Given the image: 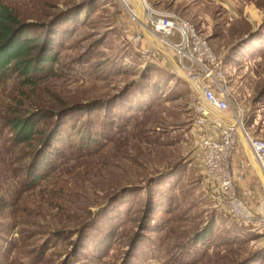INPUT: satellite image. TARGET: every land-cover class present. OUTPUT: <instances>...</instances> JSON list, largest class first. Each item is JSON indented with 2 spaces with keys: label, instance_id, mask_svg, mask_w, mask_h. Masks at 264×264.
<instances>
[{
  "label": "rangeland",
  "instance_id": "rangeland-1",
  "mask_svg": "<svg viewBox=\"0 0 264 264\" xmlns=\"http://www.w3.org/2000/svg\"><path fill=\"white\" fill-rule=\"evenodd\" d=\"M0 2L38 33L49 24L57 54L34 85L0 80V264H264V223L217 206L204 176L217 132L194 128L188 79L200 72L181 76L178 54L133 20L135 2L149 23L140 0ZM147 3L207 38L231 109L264 140V0ZM17 118L36 122L30 141L16 142ZM39 152H51L46 168ZM36 160L44 177L32 185Z\"/></svg>",
  "mask_w": 264,
  "mask_h": 264
},
{
  "label": "built area",
  "instance_id": "built-area-1",
  "mask_svg": "<svg viewBox=\"0 0 264 264\" xmlns=\"http://www.w3.org/2000/svg\"><path fill=\"white\" fill-rule=\"evenodd\" d=\"M143 4L149 21L147 28L162 44L178 54V66L184 71L200 72L189 76L196 94L191 105L196 114L194 128L197 132H202L209 124L220 130L218 138L209 137L205 140L202 161L204 176L214 192L217 206L225 207L231 216L244 224L254 221L264 223V214L261 211L264 196L258 210H253L241 197L234 180L232 160L242 141L241 133L232 121H238L241 125L263 176L264 140L249 134L241 111V115H237L236 112L233 120L227 115L233 104L232 91L228 86L223 62L215 54L207 38L203 37L189 21L175 13L152 8L147 0H143ZM127 7L133 20L140 21L136 10L129 5ZM201 76L203 78L200 80ZM211 109L223 115H215ZM242 145L244 146L243 143Z\"/></svg>",
  "mask_w": 264,
  "mask_h": 264
},
{
  "label": "trees",
  "instance_id": "trees-1",
  "mask_svg": "<svg viewBox=\"0 0 264 264\" xmlns=\"http://www.w3.org/2000/svg\"><path fill=\"white\" fill-rule=\"evenodd\" d=\"M77 8L80 9V7ZM48 25H44L47 27L46 31L38 33L33 24L23 23L15 11L0 2V80H7L13 74H18L23 78L24 84L34 85L36 82L34 78L44 73L48 64H53L57 60V54L54 50L56 32L49 29ZM257 34L252 33L248 38H244L242 44L233 48L234 51L241 47V50L237 52L241 54L245 45L251 42ZM35 123L26 124L25 121L18 118L10 123V126L17 133L15 137L17 143L32 139ZM48 141L51 143L52 140ZM42 154L47 161L44 164V168H46L51 163V152L45 154L42 152L40 155ZM37 160L33 164L34 166H31L29 177L32 178V185H35L42 176L44 177V174H39L41 162H37ZM206 232L207 230L204 233ZM200 238H204L202 234H198L196 240L199 241Z\"/></svg>",
  "mask_w": 264,
  "mask_h": 264
},
{
  "label": "crops",
  "instance_id": "crops-1",
  "mask_svg": "<svg viewBox=\"0 0 264 264\" xmlns=\"http://www.w3.org/2000/svg\"><path fill=\"white\" fill-rule=\"evenodd\" d=\"M241 112L239 113L240 115H241ZM227 115H229V117L232 120L235 119L234 117H236V113L234 114V111L232 109ZM234 122H237V121H234ZM210 125L213 129H215L212 124ZM215 131L217 133H215L214 138H218L220 131L218 132L217 129H215ZM242 147H243L242 152H239V151L236 152L232 160V170H233L234 180L239 189L240 194L247 199L248 203L254 209L258 210L257 204L261 202L264 196L262 194V191L261 192L259 191V187L257 185L258 183H262L264 187V183L258 171H260L261 175H262V172L258 164H256L257 162L255 161V159L252 160V157L250 156V154H249L250 157L248 156L244 146ZM253 162L257 165L258 169H256V167L253 165ZM262 211L264 212V207L262 208Z\"/></svg>",
  "mask_w": 264,
  "mask_h": 264
},
{
  "label": "bare ground",
  "instance_id": "bare-ground-1",
  "mask_svg": "<svg viewBox=\"0 0 264 264\" xmlns=\"http://www.w3.org/2000/svg\"><path fill=\"white\" fill-rule=\"evenodd\" d=\"M142 3H143V0H140ZM133 4H134V6H135V9H136V12H137V14H138V17H139V20H140V22L145 26V28L148 30V32H151L148 28H147V24H146V21L144 20V18L142 17V13H141V10H140V8L138 7V5L135 3V2H132ZM152 33V32H151ZM152 34H154V33H152ZM152 34H150V35H152ZM155 35V34H154ZM156 36V35H155ZM157 37V36H156ZM150 39H152V41H154V39L153 38H150ZM155 42L156 41H154V44H155ZM159 42V41H158ZM158 44V43H157ZM179 71V73H180V75L181 76H183V77H185V78H187L186 76H184L181 72H180V70H178ZM211 111H212V113L213 114H219L220 116L221 115H223V114H221L220 112H218L217 110H215V109H211ZM238 122V121H237ZM237 122H235V124H238V126H239V128L242 130V132H243V129H242V127H241V125L239 124V122L237 123ZM242 136V135H241ZM244 137V138H243ZM242 138H243V141H244V143H245V147H246V149L248 150V154H250V156L252 157V160H254V156H253V153L251 152V150H250V147H249V144H248V142H247V140H246V138H245V134H244V132H243V136H242ZM256 161V160H255ZM257 164V163H256ZM254 162H253V165L256 167V169H258V167H257V165H256ZM260 168V167H259ZM259 172V174H260V176L263 178V181H264V177L261 175V173H260V171H258ZM263 206H264V204H263Z\"/></svg>",
  "mask_w": 264,
  "mask_h": 264
},
{
  "label": "water",
  "instance_id": "water-1",
  "mask_svg": "<svg viewBox=\"0 0 264 264\" xmlns=\"http://www.w3.org/2000/svg\"><path fill=\"white\" fill-rule=\"evenodd\" d=\"M160 50H162V49H160ZM163 51V50H162ZM167 55H169L166 51H164ZM176 66H178V65H176ZM178 70H180V68H179V66H178ZM188 81H190V79H188ZM190 83H191V81H190ZM241 138H242V136H241ZM242 143L244 144V147H245V143H244V141H243V138H242ZM245 150H246V152H247V154H248V150L246 149V147H245ZM248 156H249V154H248ZM250 157V156H249ZM263 175V174H262ZM264 177V176H263ZM261 179H262V181H263V178L261 177ZM263 183H264V181H263Z\"/></svg>",
  "mask_w": 264,
  "mask_h": 264
}]
</instances>
